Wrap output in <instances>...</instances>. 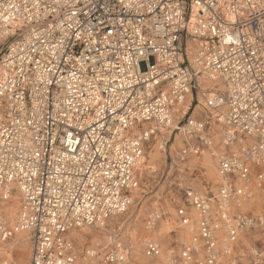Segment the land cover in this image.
<instances>
[{
	"label": "built area",
	"instance_id": "obj_1",
	"mask_svg": "<svg viewBox=\"0 0 264 264\" xmlns=\"http://www.w3.org/2000/svg\"><path fill=\"white\" fill-rule=\"evenodd\" d=\"M151 147L178 176L182 238L153 239L154 201L143 256L263 264L264 0H0V264L22 232L29 264H126L128 244L80 236L129 210Z\"/></svg>",
	"mask_w": 264,
	"mask_h": 264
},
{
	"label": "rangeland",
	"instance_id": "obj_2",
	"mask_svg": "<svg viewBox=\"0 0 264 264\" xmlns=\"http://www.w3.org/2000/svg\"><path fill=\"white\" fill-rule=\"evenodd\" d=\"M193 109V114H191L193 118L195 120H201L203 118L201 108L196 106ZM197 114L201 116H198ZM182 141V135H178L175 143L171 141V152L175 151V149L177 148H180V144H182ZM150 152H154L153 147L146 151V159H144V164H147V168H151V170L154 169L156 170V172L150 175L149 171L147 170L148 172H145V174L142 176V183L140 185V188L137 193L133 195L134 201L132 206L126 213L111 218L105 224L104 230H100L101 228L84 229L80 236L81 245L86 247L92 246L95 242H100L101 248H109L111 245L107 244V238L113 236L115 240L128 244L129 247H132V249L135 247V241H137V245L141 249L140 242L146 235L143 227V220L148 210L151 208L152 202L154 201L158 202L159 206H161L163 212L165 213L163 220L158 223L155 230L158 231L161 225H166L169 228V232H173L172 234H168V232L163 233L162 236L158 238V242L161 241L160 243L163 244V247H165L173 240H176L178 242L181 241L182 235L177 230L178 224L174 218L175 205L181 203L182 196L181 193L175 189V179L178 178V176L174 174V167H172L168 157H166L164 153L163 155H160L159 159L155 160L154 162L147 163V157L150 155ZM200 163L201 160H188L185 163L177 162L176 165L180 170H182L183 168H189L191 170L192 168L199 167ZM181 177H185V179H192L188 178L187 175ZM198 178L196 177V179L192 182V185L197 191L202 193L205 185L203 183H200L201 178ZM202 178L208 180L212 178V176H209L208 170L206 168L205 174L202 175ZM255 204L256 207L253 212H261L264 215V200H256ZM127 230L133 231V237L127 234ZM251 235H254V238L256 240H261L262 238L258 233L253 232L251 233ZM9 249V264H29L28 241L27 244L22 247L20 255H18L17 250L12 246H9ZM132 249H130V256L128 257L126 264H152L154 262L152 259L145 258L142 253L137 254L139 257V261H134L135 254L134 250Z\"/></svg>",
	"mask_w": 264,
	"mask_h": 264
},
{
	"label": "bare ground",
	"instance_id": "obj_3",
	"mask_svg": "<svg viewBox=\"0 0 264 264\" xmlns=\"http://www.w3.org/2000/svg\"><path fill=\"white\" fill-rule=\"evenodd\" d=\"M203 80V81H202ZM199 81H202L204 82L203 84V88H206L208 86H211V84L209 83V81H207L206 79H204L202 76L199 77ZM193 114V113H192ZM198 115V114H197ZM198 116H201V115H198ZM175 143V142H174ZM181 145V144H180ZM174 146V145H173ZM152 148V147H151ZM156 148V149H155ZM154 152H150V155L147 157L148 160H147V163L149 162H154L155 160L159 159V156L160 155H163L164 153V145H162V149H157V147H154ZM176 150V149H175ZM150 157V159H149ZM146 159V158H145ZM191 164V163H190ZM145 168H147V164L144 165ZM202 166H204L207 170H208V173H209V176H214V168L210 162V160L208 158H203L202 160ZM154 170V169H152ZM148 172V171H146ZM13 202L9 205L10 209L11 210H14V207L17 206V201L16 200H12ZM16 201V202H15ZM104 227V226H103ZM101 227L100 230H104V228ZM169 228L166 226V225H161L160 228L158 229V231L154 230L152 233H151V236L153 237V239L157 240L158 241V238H160L162 236L163 233H166L168 232L169 233ZM126 232V231H125ZM124 232V233H125ZM133 231L131 230H127V234L130 235L131 237H133ZM108 234V233H107ZM113 235V234H112ZM165 236V235H163ZM107 244H110V245H113L114 242H117V240L114 239L113 236H110L107 238ZM164 239V238H163ZM27 241H28V235L25 233V232H22V233H19L16 235L15 239L12 241V243H10L9 245L12 246L14 249L17 250L18 252V255H20V251L22 249V247L27 244ZM161 242V241H160ZM95 243H100V242H95ZM128 243V242H127ZM137 241H135L134 243V248L132 249V247H130V249L134 250V261H139V257L137 254H141V249L139 248V246L137 245ZM163 245V244H162ZM12 249V248H11ZM102 249V248H101ZM12 256V255H11ZM130 256V255H129ZM133 261V262H134ZM149 261V260H148ZM154 262L152 264H161L160 263V260H153ZM147 263V262H146ZM78 264V263H77ZM83 264H86V263H83Z\"/></svg>",
	"mask_w": 264,
	"mask_h": 264
}]
</instances>
